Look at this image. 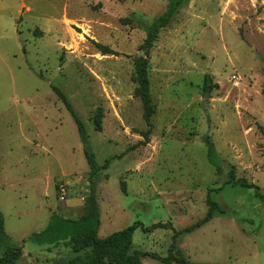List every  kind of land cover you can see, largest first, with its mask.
<instances>
[{
  "label": "rangeland",
  "instance_id": "1",
  "mask_svg": "<svg viewBox=\"0 0 264 264\" xmlns=\"http://www.w3.org/2000/svg\"><path fill=\"white\" fill-rule=\"evenodd\" d=\"M171 1L0 0V210L10 237L50 223L59 232L15 240L27 253L17 264L78 256L63 224L76 220L63 209L84 203L90 166L73 113L97 164L111 160L96 191L100 239L138 223L132 249L168 258L174 231L149 229L197 224L210 197L213 219L176 239L174 254L191 264H264V203L227 184L234 169L264 196V0H185L145 49L147 28ZM141 57L151 128L135 97Z\"/></svg>",
  "mask_w": 264,
  "mask_h": 264
},
{
  "label": "trees",
  "instance_id": "2",
  "mask_svg": "<svg viewBox=\"0 0 264 264\" xmlns=\"http://www.w3.org/2000/svg\"><path fill=\"white\" fill-rule=\"evenodd\" d=\"M187 1L172 0L167 11L162 16L158 17L152 26L147 28V37L144 45L145 49L148 50L153 47L160 32L172 23L177 12ZM103 54L106 55L107 53L103 51ZM136 74L137 88L135 90V97L141 100L144 108V119L147 125L151 128V120L155 115L156 108L153 104L150 92L149 62L145 57H141L136 62ZM206 88L209 90L212 89L209 77H206ZM58 95L62 100L67 102L63 94L58 92ZM73 116L78 123L81 140L84 144L83 148L85 149V155L90 166V172L87 187L88 194L85 197V215L76 221H63V224L65 223L64 226H66L65 232L66 234L68 233L67 239L69 240V245L73 249L74 253L78 255L69 264H143V260L146 258L159 261L163 264H191L186 261L179 252H177V255L174 254V252L177 251L176 239L183 234L194 231L212 220L214 217V211L218 208V205L213 203L209 197L208 203L211 208L206 218L183 231L177 232L171 223L168 225L161 223L156 224L149 229L151 231L157 229H171L174 231L175 241L171 247V255L168 258H161L156 254L142 253L132 249L133 235L135 231L142 226L138 223L123 231L114 233L105 239H100V210L96 191L99 184L98 182L100 181L101 172L103 169L108 168L111 160H108L104 166H99L97 164L94 154L87 148L88 136L84 126L74 113ZM102 119V113H98L94 119L95 130L98 132L102 131ZM208 145L209 157L211 161H213L215 156L214 145L211 141H208ZM227 184L232 185L233 187L254 190L255 196L264 203V196L261 193V189L257 185L249 183L246 179H237L234 169H232L229 173ZM46 234L59 236V232H55L54 225L50 223L44 232L40 234H33L30 238H41ZM22 257L23 246L17 244L6 233L5 219L0 211V264H17Z\"/></svg>",
  "mask_w": 264,
  "mask_h": 264
},
{
  "label": "crops",
  "instance_id": "3",
  "mask_svg": "<svg viewBox=\"0 0 264 264\" xmlns=\"http://www.w3.org/2000/svg\"><path fill=\"white\" fill-rule=\"evenodd\" d=\"M81 148H83V146L81 147ZM71 175H74V174H71ZM71 175H69V177L71 178ZM89 177V176H88ZM71 182H73L72 180H70ZM69 186V185H68ZM58 187V186H57ZM88 187V186H87ZM70 191V190H69ZM83 200V204L81 205V206H79V205H77V203H76V201L75 202H73V203H70V204H68V206H66V207H64V209H63V212H64V214H66V215H73L75 218V220H79L80 218H82L84 215H85V212H86V206H85V199H82ZM67 201V200H66ZM66 201H64V202H66ZM61 202V201H60ZM1 211V210H0ZM1 213H2V211H1ZM3 214V213H2ZM3 216H4V214H3ZM4 219H5V216H4ZM5 229H6V221H5ZM33 235V234H32ZM31 235V236H32ZM31 236H27V237H25V236H22V237H19V238H14V237H11L14 241L15 240H18V239H21V241H22V243H24L25 242V240L27 239V238H30ZM17 244H18V242L17 241H15ZM23 249H24V247H23ZM26 252H24L23 251V257L21 258V259H23L25 256H26Z\"/></svg>",
  "mask_w": 264,
  "mask_h": 264
},
{
  "label": "built area",
  "instance_id": "4",
  "mask_svg": "<svg viewBox=\"0 0 264 264\" xmlns=\"http://www.w3.org/2000/svg\"><path fill=\"white\" fill-rule=\"evenodd\" d=\"M57 192L59 194V200L61 202L66 201L69 194H70L68 184L67 183H60L57 187Z\"/></svg>",
  "mask_w": 264,
  "mask_h": 264
}]
</instances>
